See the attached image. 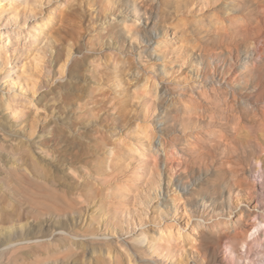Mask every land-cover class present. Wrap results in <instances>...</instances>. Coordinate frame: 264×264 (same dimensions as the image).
Listing matches in <instances>:
<instances>
[{
	"label": "rangeland",
	"instance_id": "obj_1",
	"mask_svg": "<svg viewBox=\"0 0 264 264\" xmlns=\"http://www.w3.org/2000/svg\"><path fill=\"white\" fill-rule=\"evenodd\" d=\"M0 13V264H264V0Z\"/></svg>",
	"mask_w": 264,
	"mask_h": 264
},
{
	"label": "bare ground",
	"instance_id": "obj_2",
	"mask_svg": "<svg viewBox=\"0 0 264 264\" xmlns=\"http://www.w3.org/2000/svg\"><path fill=\"white\" fill-rule=\"evenodd\" d=\"M11 1H13V0H11ZM1 14V13H0ZM6 20H5V23L3 24V26H2V29L0 30V41H1V44L4 46V47H6V45L9 43V41H11V45H12V47H13V45L15 46V44L14 43H19V40H20V38H29V39H31V38H34L33 36H32V34L29 32V29L28 28H23V27H25V25H26V21H25V19H24V22H23V24H22V27L21 28H19V27H17L16 26V22H13V20H10V19H7V18H5ZM247 30L245 29L244 30V32H246ZM232 42H233V40L232 39H230ZM11 45H10V47H11ZM4 49V48H3ZM13 50V49H12ZM4 54V53H3ZM8 72H10V71H8ZM8 74H11V73H8ZM13 100L14 101V96L13 95H9V100ZM7 101H8V99H7ZM12 102V101H11ZM10 104V103H9ZM20 175V174H19ZM21 176V175H20ZM18 178H19V176H18ZM18 178H17V180H18ZM16 180V181H17ZM25 180V179H24ZM30 180V179H29ZM26 181V180H25ZM29 182H31V181H29ZM31 183H33V182H31ZM7 184H8V182H7ZM18 184H20L19 182H18ZM21 185V184H20ZM7 186V185H6ZM16 186V185H15ZM18 187V186H17ZM18 189V188H17ZM16 190V189H15ZM20 191V190H19ZM19 191H17V192H19ZM21 194V193H20ZM18 198V197H17ZM26 200V199H25ZM259 222H261V221H259ZM262 223L264 224V219H263V221H262ZM256 243V242H255ZM261 243V242H260ZM258 244H259V242H258ZM260 246V245H259ZM256 247V246H255ZM19 251V250H18ZM12 254V253H11ZM17 255V254H16ZM16 255H14V253H13V255L11 256V257H9V259L11 260V259H16ZM34 255V254H33ZM39 255V254H38ZM35 256V255H34ZM8 259V260H9ZM7 260V261H8ZM13 260V261H14ZM17 260V259H16ZM9 262V261H8ZM7 262V263H8ZM10 264H11V262H10Z\"/></svg>",
	"mask_w": 264,
	"mask_h": 264
}]
</instances>
